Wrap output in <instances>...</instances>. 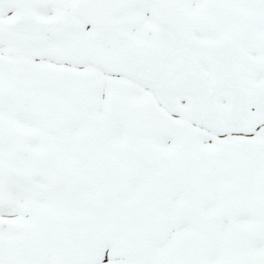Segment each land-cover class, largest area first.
Returning <instances> with one entry per match:
<instances>
[{"label":"snow or ice","instance_id":"snow-or-ice-1","mask_svg":"<svg viewBox=\"0 0 264 264\" xmlns=\"http://www.w3.org/2000/svg\"><path fill=\"white\" fill-rule=\"evenodd\" d=\"M0 264H264V0H0Z\"/></svg>","mask_w":264,"mask_h":264}]
</instances>
